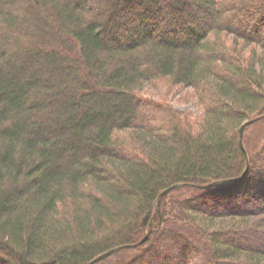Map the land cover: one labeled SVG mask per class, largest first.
I'll return each instance as SVG.
<instances>
[{"label": "trees", "instance_id": "trees-1", "mask_svg": "<svg viewBox=\"0 0 264 264\" xmlns=\"http://www.w3.org/2000/svg\"><path fill=\"white\" fill-rule=\"evenodd\" d=\"M187 87L198 115L169 98ZM263 121L264 0H0V264L147 248L172 209L208 264H264L263 187L252 209L176 202L251 188Z\"/></svg>", "mask_w": 264, "mask_h": 264}, {"label": "rangeland", "instance_id": "rangeland-1", "mask_svg": "<svg viewBox=\"0 0 264 264\" xmlns=\"http://www.w3.org/2000/svg\"><path fill=\"white\" fill-rule=\"evenodd\" d=\"M190 90L192 87L183 88L169 98L180 110L198 115L200 110L196 102L188 100L185 95ZM147 91L149 95H157L155 88L149 87ZM249 132L252 134L250 144L256 151L257 156L254 159L258 165L264 158V121L253 124ZM251 178L255 181L251 188L247 186V183L233 182L208 190L177 188V192L181 191L177 197L178 200L181 197L180 201H176L177 205L183 204L182 200H186L194 206H201L213 212L252 209L254 207H250L252 196L256 197L261 193L255 187L260 186L264 190V174L260 165L253 168ZM225 193H229V196H225ZM176 213L173 209L167 211L166 219L162 218L157 234L147 248L120 249L95 264H190L192 259L195 260L192 264H208V255L204 246L196 241H190L194 238L193 227L188 222L180 223L178 219H175Z\"/></svg>", "mask_w": 264, "mask_h": 264}, {"label": "water", "instance_id": "water-1", "mask_svg": "<svg viewBox=\"0 0 264 264\" xmlns=\"http://www.w3.org/2000/svg\"><path fill=\"white\" fill-rule=\"evenodd\" d=\"M262 117H263V116H259V117H256V118H254V119L248 120V121H246V122L240 127V142H241V145H242V146H243V133H244V127H245V125L248 124V123H252V122H254V121H256V120H258V119H260V118H262ZM216 184H218L217 181H215V182H211V183L206 184V185H197V186L200 187V188H205V187H211V186L216 185ZM176 186H178V185H174V186H171V187L165 189V190L161 193V195H164L165 193L171 191V190L174 189ZM160 202H161V201H160ZM158 211H160V203H159V205H158ZM151 232H152V229H150V231L147 232V233L145 234V236H144V237H143L138 243H136V244H134V245H138V244H142V243H144V242L146 241V239L149 237V235H150ZM124 247H126V245L112 248V249H110V250H108V251L102 253L101 255H99L98 257H96L95 259L91 260L88 264H94L95 262H97V261H99V260H101V259L107 257L108 255H110V254H112V253H114V252H116V251H118V250H120V249H122V248H124Z\"/></svg>", "mask_w": 264, "mask_h": 264}]
</instances>
